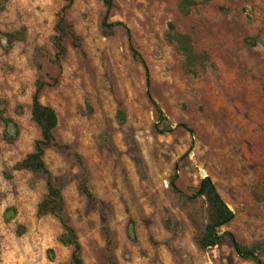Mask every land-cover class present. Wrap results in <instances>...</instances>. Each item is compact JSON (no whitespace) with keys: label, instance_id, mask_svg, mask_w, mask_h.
Here are the masks:
<instances>
[{"label":"rangeland","instance_id":"obj_1","mask_svg":"<svg viewBox=\"0 0 264 264\" xmlns=\"http://www.w3.org/2000/svg\"><path fill=\"white\" fill-rule=\"evenodd\" d=\"M184 1L115 0L108 22L125 27L108 37L103 3L73 0L67 18L84 51L67 41L60 70L53 37L68 1L0 0V110L10 120L0 115V264L72 258L61 221L38 215L47 176L14 169L41 139L40 78L51 84L41 102L57 112V139L70 147L48 148L45 161L85 264H254L230 244L199 249L189 213L203 205L185 204L170 182L177 171L191 196L210 177L235 213L222 230L245 244L264 239V0H192L189 15ZM171 22L210 55L198 75L167 41ZM23 27L25 41L10 47L5 34Z\"/></svg>","mask_w":264,"mask_h":264},{"label":"trees","instance_id":"obj_2","mask_svg":"<svg viewBox=\"0 0 264 264\" xmlns=\"http://www.w3.org/2000/svg\"><path fill=\"white\" fill-rule=\"evenodd\" d=\"M68 4L62 9L58 16L56 24V34L53 37V43L56 48L54 62L57 67L62 69V61L67 54L66 42H71L75 49L84 51L83 38L78 34L75 26L67 18V12L73 4V0H67ZM105 9V17L103 20V34L105 36H113L117 26L125 25L121 22H108L111 12L115 9V0H100ZM196 2L185 0L182 4V12L189 15L190 6H195ZM128 35L130 36V32ZM10 47L18 41H25L26 28L23 27L18 31L5 34ZM167 41L172 44L176 50L185 59V70L192 75H198L200 71L205 70L210 61V55L205 52H198L194 46L193 39L189 34L178 31L174 23L169 24L167 33ZM135 58L142 61L146 67L145 61L140 54L132 48ZM57 82V80H55ZM147 84L150 86V78L147 76ZM47 81L40 78L36 85V91L33 96L32 117L41 130V139L37 141L35 150L28 154L22 161L18 162L14 169L18 171H31L33 173H41L47 176L48 191L38 206V215L45 216L52 214L56 216L62 223L64 231L59 237V242L64 246L72 247L73 253L69 264H85L82 257V244L80 242L76 229L65 219V200L62 190L58 186L57 179L52 176L47 163L45 161L46 150L50 147L57 149H69L68 145L59 142L56 136V129L59 124L57 112L52 107L41 102V95L44 89L49 86ZM160 118L163 119L162 111L157 106ZM120 116L125 119V113L120 110ZM0 115L5 123L10 120L5 117L4 110H0ZM171 131L172 128H168ZM77 160L81 163V157L76 154ZM177 171L171 178L170 186L175 194L179 195L185 204L195 205L202 203V209L199 215L189 213L190 220L195 227V241L199 249L207 251L222 244H230L234 248L237 255L246 260L252 261L254 264H264V239L257 240L252 244H245L238 240L236 235L231 231H223L222 228L233 221L235 213L224 201L220 195L217 185L210 177L201 180L194 195L184 194L177 186ZM85 195L95 200V196L91 191L87 182L82 185ZM108 235L110 237L109 229ZM111 239V237H110ZM1 261V258H0Z\"/></svg>","mask_w":264,"mask_h":264}]
</instances>
